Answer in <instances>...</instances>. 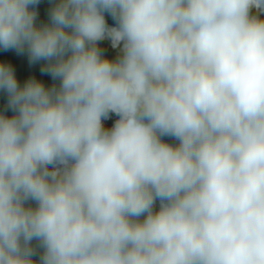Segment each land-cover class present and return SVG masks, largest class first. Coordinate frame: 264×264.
Wrapping results in <instances>:
<instances>
[{"label":"clouds","instance_id":"obj_1","mask_svg":"<svg viewBox=\"0 0 264 264\" xmlns=\"http://www.w3.org/2000/svg\"><path fill=\"white\" fill-rule=\"evenodd\" d=\"M0 95V264H264V0H0Z\"/></svg>","mask_w":264,"mask_h":264},{"label":"trees","instance_id":"obj_2","mask_svg":"<svg viewBox=\"0 0 264 264\" xmlns=\"http://www.w3.org/2000/svg\"><path fill=\"white\" fill-rule=\"evenodd\" d=\"M48 5L47 2L42 1L40 5L37 6L39 11V19L40 20H46V9ZM102 47H105L108 49L107 55H111L112 57L115 55V51L110 49V46L107 42L102 43ZM9 56L11 57V61L14 64L16 70H17V76L18 81L23 82L24 79H27L29 76H35L38 79L44 80L45 83H49L50 80L46 76H41L38 70V65L29 66L27 63V57L26 56H17L14 52L9 51ZM4 103L2 95H0V106H2ZM110 126V122H108Z\"/></svg>","mask_w":264,"mask_h":264}]
</instances>
